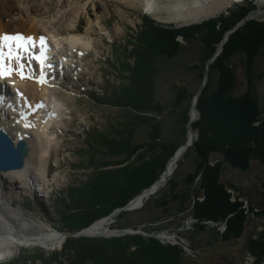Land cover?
Segmentation results:
<instances>
[{
    "label": "rangeland",
    "instance_id": "obj_1",
    "mask_svg": "<svg viewBox=\"0 0 264 264\" xmlns=\"http://www.w3.org/2000/svg\"><path fill=\"white\" fill-rule=\"evenodd\" d=\"M78 1H81L84 5L88 0H67L66 2L52 0V3L54 6L58 5L56 10L61 14L68 12L71 14L73 12L70 11L75 10L77 15L81 14L79 12L81 10H71L70 3ZM243 8L246 9V12L241 10ZM238 15L242 16L233 22L231 20L233 16ZM99 19L110 31L111 37L104 35L99 27L94 25L90 33L97 52L85 58L87 71L79 77V80L73 76L66 77L63 86H66L67 90L65 89V92L58 91L59 93L56 95L62 100L69 99L70 102L67 104L69 110L66 111L67 114L64 116L66 131L64 134L58 133L61 146L57 152H51L48 161V176L50 177L48 179H50L49 183L51 184H44V186L49 184L45 188L44 197L48 196L50 198V205L42 204L43 198H41V195L36 197L28 190L11 188L12 191L5 192L7 198L12 195L11 197L14 200L15 197V208L25 212L30 220L43 222L45 226H52L51 228L61 232L64 237L63 245L54 249L38 245H23L15 248L13 254L0 264L16 263L17 260L21 263L19 256L23 254V251H28L23 256V260L28 262L23 264H44V262L42 263L41 260L37 259L38 255H44L48 264H70L75 261V258L71 255L62 254L69 239L86 237L110 240L126 236L151 238L163 247L177 248L181 254L180 264H264V252L257 256L250 250V248L253 250L256 241L264 236V204L260 203L264 193V156L257 157L253 155L255 159L251 160L247 170L234 169L228 162L224 163L220 182L224 185L227 183L232 184V187L225 188L231 196L230 201H237L241 206V211L245 212L246 216L238 238L227 239L224 237L228 229L226 221L216 223L214 221H200L194 217L192 213L193 205L186 210H181L179 202L170 200L164 207L154 206L163 193H168L171 178H174L177 183L183 186L185 176L194 171L199 157L193 145L198 140L199 132L193 128V125L202 117L197 108L199 97L208 84H210L212 90L215 89L221 73L213 65L221 58L231 37L239 34L247 35L250 29V27L249 29L246 28L248 24L264 23V2L258 3L256 0H246L242 4H236L224 10L217 18L209 19L200 24L177 27L174 23L168 24L157 19L154 15L145 13L140 7L133 9L114 0H106L99 7ZM211 22H216V34L214 36L211 34L213 36L212 43L204 42L202 36H197L196 32L189 31L191 33L186 35H189L187 38L180 33V35L174 37V45L177 46L178 50L175 53L173 51V56L169 51L168 55L163 54L156 58L153 56L154 58L152 57L149 60L151 66L148 65L145 69L141 67V63H138L136 67V61L139 60L137 58L149 51V48L145 46L149 42L148 31L150 33L157 29L159 31L177 32L180 29L189 30L194 27H205L206 24ZM10 29L19 30V28ZM23 30L25 31V29ZM130 42L140 43L141 45L134 48L133 45H129ZM169 42L171 41L169 40ZM133 51L138 54L135 58L129 59L127 52ZM253 56L255 58L252 63L254 68L252 83L247 82L246 78V70L251 66V63L248 65L245 54L234 53L226 62L225 65L229 66V69L233 70L235 75L234 90L230 92V95L240 97L251 88L259 102L260 111H264V47L260 52L254 53ZM122 64H125L129 69L135 66V70H146L147 68L157 70L154 93L157 102H160L162 112L148 114V116L155 117V121L144 123L135 116L133 111L130 112L126 108H118L102 103H110L115 91L121 86L120 84L126 85V82L130 80V73L121 72ZM182 91H186L188 94L185 100L181 99L184 97L183 95L180 97ZM186 100L189 102H186ZM188 103L190 104L189 107L187 106ZM151 107L154 108L156 105ZM187 107L189 108V121L186 126V143L183 146L188 149L185 153L186 155L188 152V156H183L180 169H176L178 171H175L168 178V181L156 193L151 195L141 207L134 209L130 207L131 202L137 196L126 206L114 208L108 216L103 217L109 219V229L119 233L108 236H92L84 234L83 230L87 228L81 231L69 229L70 224L63 219V216L67 211L64 205L67 204L68 206L70 200L67 195H64V192L73 186H83L93 174L92 169H96V167L108 165V163L119 159H122L121 161L129 160V158L124 160L125 155L119 157L110 154L106 147L96 144L97 139H94L93 135L91 138V134L93 132L95 134L96 132L99 134L106 133L110 138L114 136L113 132H115L114 129L117 127L118 122L121 124L130 121V125H132L130 132H132V138L136 144L134 153H137V155L132 156L131 161H129L134 162L135 166L139 164L140 160L143 162L151 159L150 154L153 149L149 145L152 143L151 135H156L154 132L155 127L158 129L159 136H161L160 143L175 139ZM192 113H194V117ZM124 115L125 119L123 120L122 116ZM189 134L193 135V141L190 144L187 143ZM91 139L93 146H100L95 148L101 150L100 153H96L93 161L88 156L90 155L88 151L92 148L88 140ZM181 148L182 146L178 150ZM220 159L222 160L221 155L215 154L210 160L212 164H215ZM123 166H118V169ZM121 170H125V168H121ZM53 178L56 180H53ZM195 181L194 193L198 192L200 194L197 200L202 202L205 197L202 191L199 192L200 176H197ZM118 184L121 186L120 183ZM109 190L106 191L107 194H110L111 191ZM147 201L150 202L146 205ZM113 205L111 204L105 208L108 209ZM119 216H122V219H119ZM118 224L127 228H121L124 226ZM98 245V249H94V255L98 257L95 260L96 264H109L113 258H110L111 255L110 257L106 256L105 253L112 246L110 247V244L101 245V243H98ZM81 248H83V245H81ZM81 248L79 251L82 250ZM159 253L146 251L145 255L139 253L137 256L138 260L141 259L140 256L143 257L147 264H168L170 262L167 260L168 258ZM27 259H35L36 261L31 263ZM117 259L118 256H116L115 261ZM131 263L137 264V261L132 259Z\"/></svg>",
    "mask_w": 264,
    "mask_h": 264
},
{
    "label": "trees",
    "instance_id": "obj_2",
    "mask_svg": "<svg viewBox=\"0 0 264 264\" xmlns=\"http://www.w3.org/2000/svg\"><path fill=\"white\" fill-rule=\"evenodd\" d=\"M241 10L246 12L244 8ZM241 16H233L231 20L234 22ZM215 27L216 22H211L206 24L205 27H194L189 30L182 29L180 30L181 32H169L167 30L164 32L157 29L150 33L148 31L149 42L145 46L149 48V51L141 56L138 55L139 58L137 59L139 60L136 59V67L138 63H141V67L145 69L150 64L149 60L153 56L156 58L159 55H168L167 53L169 51H177L178 48L174 45L175 41L173 39L175 36L180 35V33L187 38L189 36H186L187 34L196 32L195 34L197 36H202L204 42L212 43V38L216 34ZM246 28L249 29L247 35L239 34L231 37L221 58L213 65L221 73L215 89L212 90L210 84H208L199 97L197 108L202 117L193 125V128L199 132L198 140L193 145L199 157L196 161L194 171L185 176L183 186L177 183L174 178H171L169 180L168 193H163L160 200L154 204L156 207H164L170 200L173 202L177 201L179 202V208L181 210H186L193 205L192 213L200 221H214L216 223L226 221L228 229L224 237L227 239L239 237L246 216L241 211V206L237 201H230L231 196L225 188L232 187V184L227 183L224 185L220 182L223 173L222 170H224V163L228 162L234 169L247 170L251 160L255 159L253 155L257 157L264 156V111H260L259 102L251 88L248 89L246 94L240 97L230 95V92L234 90L235 75L234 71L225 65L232 54H245L248 65L251 63V66L246 70L248 72H246V78L247 82L252 83V76H254L252 63L255 58L253 54L260 52L262 47H264V23L248 24ZM168 38L171 39V42H169L170 39L167 40ZM129 45H133L135 48L141 44L130 42ZM137 54L136 51L127 52L129 59L135 58ZM134 67L130 68V70L125 64H122L121 72L130 73V80L126 82V85L120 84L121 86L115 91L110 103H102L118 108H126L130 112L133 111L135 116L140 121H144V123H147V121L153 122L156 118L150 115L148 116V114L162 112V108H160V104L157 102L154 93L157 70H149V68L146 70H135ZM181 95L184 96L181 98L183 100L188 96L186 91H182L180 97ZM187 100L186 102H189ZM152 105H156V107L153 108L151 107ZM189 105L188 103L187 106L189 107ZM188 107L185 109V114L183 119H181L179 131L176 133L175 139L160 143L161 141L159 142V139H161V136H159L158 129L155 127L154 132L156 135H151L152 143L149 145L153 149V152L150 154L151 159L143 162L138 160L139 164L135 166L134 162H130L132 156L137 155V153H134L136 144L132 138V132H130L132 130L130 121H126V123L122 122L121 124L118 122L116 124L117 127L114 129L115 132H113L114 136L110 138L106 133L99 134L96 132L95 134L93 132L91 134V138L93 135L94 139H97L96 144L106 147L110 154L119 157L125 155L124 160H128L129 158L130 161H121L122 159H119L108 163V165L96 167V169H92L93 174L83 186L69 188L67 197L70 203L68 206L67 204L64 206L67 209L66 214L69 211L71 213L69 212L68 215L65 214L63 216V219L70 224H68L70 226L69 229L81 231L82 229L88 228L95 221L108 216L114 208L126 206L131 200L158 181L178 148L186 143V126L189 121ZM122 119H125V115L122 116ZM157 125L155 124V126ZM88 142L92 145V148L88 151L90 152L88 156L93 161L96 153H100L101 151L95 147L100 146H93L92 139L88 140ZM187 154L185 157L188 156ZM215 154L221 155L222 160L220 159L215 164H212L210 159ZM181 164L180 161L178 170ZM121 165H124L121 168H125V170L118 169V166ZM197 176H200L201 179L199 192L202 191L205 197L202 202L197 200L200 194L198 192L194 193L195 179ZM108 189L111 191L110 194L106 193ZM113 202L115 203L114 205ZM149 202L147 201L146 205ZM111 204L113 206L108 208L109 210L105 208ZM121 217L119 216V219H122ZM121 228L127 227L124 226ZM263 237H260L256 241L254 247L252 246L253 250L250 248L257 256H260L264 252ZM98 243L105 246L110 244V247L112 246L105 253L106 256L108 255L110 257L111 255L110 258H113L109 264H135L131 263L132 259H135L137 264H147L143 257L140 256L141 259L138 260L137 256L139 253L145 255L146 251L160 252V255L162 253L163 257L166 256L168 258L167 260L170 261L168 264H180L179 258L181 254L177 248L163 247L157 241L151 238H143L142 236H126L124 238L110 240L90 239L86 237L69 239L65 244L62 254L71 255L75 258V261H70V264H96L95 260L98 257L94 255V249H98ZM81 245H83V248H81ZM80 248L82 249L81 251H79ZM27 252L23 251V254L19 256V260L22 261L21 263L17 260L16 263L12 262L11 264L27 263L28 261L25 262L23 260V256ZM116 256L119 259L117 261H115ZM37 257L42 263L48 264L46 263L44 255H38ZM27 260L31 263L36 261L35 259Z\"/></svg>",
    "mask_w": 264,
    "mask_h": 264
},
{
    "label": "bare ground",
    "instance_id": "obj_3",
    "mask_svg": "<svg viewBox=\"0 0 264 264\" xmlns=\"http://www.w3.org/2000/svg\"><path fill=\"white\" fill-rule=\"evenodd\" d=\"M105 1L88 0L84 5L81 1L70 3L71 10H81L79 11L81 14L76 15L75 10L70 11L73 12L71 14L69 12L59 13L56 10L58 5L54 6L52 0H0V35L17 32H23L30 37L48 35L54 45V52L58 54V60L54 63L55 78L48 79L46 83H38L34 79H21L20 74L15 72L5 80L7 83L12 82L13 84V86L9 85L13 91V93L11 92L13 98L15 91L22 93L23 97L20 96L16 101L15 105L19 108L15 107L14 113L10 111L8 116L11 118L6 117L7 120L0 121V128L7 133L5 135L14 143L15 147L19 140L24 139L29 148V155L24 159L23 169L0 172V263L5 262L13 254L15 248L23 245H38L51 249L63 245L64 237L61 232L51 228L52 226H45L43 222L28 220L24 212L15 208L12 195L7 198L5 192L12 191L11 188L30 191L33 189L34 182L39 183L40 186L49 183V156L52 151L57 152L61 146L58 133L64 134L66 131L64 116L69 110L67 104L70 102L69 99L62 100L56 95L59 93L58 91L67 90V87L63 86L66 77L73 76L79 80V77L87 71L85 58L97 52L90 33L94 25L98 26L104 35L111 37L110 31L99 19V7ZM114 1L133 9L140 7L145 13L154 15L163 22L184 27L217 18L224 10L236 4H242L246 0ZM256 1L264 2V0ZM10 28H19V30ZM170 53L172 54L173 51ZM12 65L14 66V63ZM33 65L39 72V66L35 63ZM49 70L51 71V69ZM51 75L53 76L52 73ZM41 103L44 106L37 108L36 105ZM29 104L32 105L31 108L28 107ZM192 115L194 117V113ZM25 124L32 126L25 127ZM192 141L193 135L189 134L187 143L190 144ZM187 150L182 146L177 151L161 179L131 202L132 209L141 207L168 181ZM53 180L56 179L53 178ZM83 232L92 236H108L119 233L109 229V219L107 218L95 222Z\"/></svg>",
    "mask_w": 264,
    "mask_h": 264
},
{
    "label": "snow or ice",
    "instance_id": "obj_4",
    "mask_svg": "<svg viewBox=\"0 0 264 264\" xmlns=\"http://www.w3.org/2000/svg\"><path fill=\"white\" fill-rule=\"evenodd\" d=\"M11 43H8V42ZM5 48L8 49L7 59L14 62L13 67H6ZM47 38L41 36L39 43H36L34 37H26L22 33L0 35V78L7 79L12 73L20 74L21 79H34L38 83H46L48 79H54L50 72H45L44 69H53L54 66L48 62L46 55ZM33 61H36L39 66V72L34 67ZM17 95L23 97L22 93L17 91ZM26 99V98H25ZM4 97L0 96V108L4 105ZM44 105L38 104L37 108ZM9 107H12L9 105ZM32 107L31 104L28 105ZM26 119V116H24ZM32 125L25 124V127Z\"/></svg>",
    "mask_w": 264,
    "mask_h": 264
},
{
    "label": "water",
    "instance_id": "obj_5",
    "mask_svg": "<svg viewBox=\"0 0 264 264\" xmlns=\"http://www.w3.org/2000/svg\"><path fill=\"white\" fill-rule=\"evenodd\" d=\"M27 154L28 146L25 141H21L15 147L14 143L0 131V171L22 168Z\"/></svg>",
    "mask_w": 264,
    "mask_h": 264
},
{
    "label": "flooded vegetation",
    "instance_id": "obj_6",
    "mask_svg": "<svg viewBox=\"0 0 264 264\" xmlns=\"http://www.w3.org/2000/svg\"><path fill=\"white\" fill-rule=\"evenodd\" d=\"M262 204H264V193L262 194L261 200H260Z\"/></svg>",
    "mask_w": 264,
    "mask_h": 264
}]
</instances>
